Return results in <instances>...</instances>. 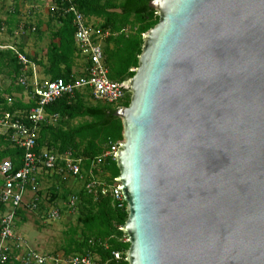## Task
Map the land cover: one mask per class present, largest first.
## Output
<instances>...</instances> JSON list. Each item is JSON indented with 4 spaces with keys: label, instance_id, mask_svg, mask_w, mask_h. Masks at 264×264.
I'll return each mask as SVG.
<instances>
[{
    "label": "water",
    "instance_id": "1",
    "mask_svg": "<svg viewBox=\"0 0 264 264\" xmlns=\"http://www.w3.org/2000/svg\"><path fill=\"white\" fill-rule=\"evenodd\" d=\"M115 154L128 264H264V0H151Z\"/></svg>",
    "mask_w": 264,
    "mask_h": 264
},
{
    "label": "trees",
    "instance_id": "2",
    "mask_svg": "<svg viewBox=\"0 0 264 264\" xmlns=\"http://www.w3.org/2000/svg\"><path fill=\"white\" fill-rule=\"evenodd\" d=\"M150 1L77 0L80 12L86 18H96L98 22L93 26L100 32L107 33L101 44L104 65L111 81L122 83L134 75L131 69L137 67L142 35L158 22V15L148 6ZM52 3L54 7L49 11L48 21H56L59 27L52 33L50 43L42 51L46 61L43 66L44 75L49 81L62 78L67 82L74 77L71 67L74 54H78L74 42V28L71 17L56 9L59 7V0H52ZM11 21L10 18L0 20V33L5 25L6 31L12 35L14 27H10ZM8 46L13 47L14 50ZM16 52L23 54L22 50L0 42V75L10 80L9 86L3 91L0 90V119L5 114L22 119L36 105L32 86L28 83L33 76L32 69L28 67L25 69L19 62ZM23 55L29 61L28 56ZM21 76L27 78V87L19 85L18 79ZM2 93H6L9 97H3ZM14 93L19 97L14 98L12 96ZM24 94L27 100L23 99ZM91 99L94 100L91 91L86 88L75 92L73 96H62L46 106V117L39 124L37 132L36 151L46 149L60 155L71 151L74 157L83 159V165L87 169L90 162L106 150L109 142H122V122L120 118L114 116V112L119 106H128L130 94L127 93L125 99L115 106L96 100L91 103ZM22 121L26 122L24 119ZM23 153L22 149L12 144L9 132L0 135V161L8 159L14 171H17L22 167ZM101 170L102 177L109 185L116 184L115 179L119 171L115 161L106 160ZM53 175L58 180L62 177L56 173ZM71 196L77 199L75 213L78 214L80 239L76 238L77 229L70 230L63 249V259L68 260L77 254H87L100 264H128L124 260L113 261L111 255L112 251L126 253L130 246L129 243L119 240L123 235L120 228L128 217L126 204L121 208L118 207L108 193L93 200L83 187L77 193L64 191L60 198L67 201ZM57 198V187H55L51 191L49 200L53 201ZM37 203L38 211H42L43 206L39 199ZM3 210L4 207L0 204V212ZM20 212L18 211L17 216Z\"/></svg>",
    "mask_w": 264,
    "mask_h": 264
},
{
    "label": "built area",
    "instance_id": "3",
    "mask_svg": "<svg viewBox=\"0 0 264 264\" xmlns=\"http://www.w3.org/2000/svg\"><path fill=\"white\" fill-rule=\"evenodd\" d=\"M59 2V7L56 9L71 17L75 46L79 56L85 60L86 67L82 76H74L67 82L62 78L41 82L33 73L28 83L32 86V95L36 100V105L22 119L7 114L0 119V126L5 129V132H9L12 144L24 152L22 167L17 171H14L13 165L8 159L0 161V204L4 207L0 215V264H100L87 254H77L68 260L63 257L42 255L31 249L26 240L15 234L14 228L18 211H38L37 190L39 183L35 176L40 172L70 176L82 182L84 191L93 200L108 193L118 207L121 208L126 204L116 179V184L109 185L102 182L95 174V171L100 170L99 167L106 160L115 161V154L119 150L121 142H109L106 150L92 160L87 169L83 165V159L74 157L71 151L60 155L51 150L44 149L37 152L35 149L39 124L46 117L45 107L57 99L65 95L73 96L75 92L89 88L94 100L115 106L122 102L128 93L121 83L111 81L108 77L101 44V40L107 36V33L100 32L88 22L78 9L77 0H59ZM8 48L14 50L13 47L8 46ZM16 54L19 62L26 69L28 67L27 58L21 53L16 52ZM134 70L131 69L133 72ZM18 83L27 87V78L21 76ZM23 119L26 122H23ZM99 172L103 173L102 170ZM29 190L33 193L30 201L27 200ZM76 201V197L71 196L63 204V207L68 212L75 213ZM126 210L128 211L127 204ZM61 214L62 208L59 204L42 210V218L47 220H56ZM119 240L129 243V239L124 233ZM111 255L115 262L126 261L125 252L112 251Z\"/></svg>",
    "mask_w": 264,
    "mask_h": 264
},
{
    "label": "rangeland",
    "instance_id": "4",
    "mask_svg": "<svg viewBox=\"0 0 264 264\" xmlns=\"http://www.w3.org/2000/svg\"><path fill=\"white\" fill-rule=\"evenodd\" d=\"M8 1V0H7ZM31 1H37V0H31ZM10 4L9 8H12L15 4L20 3V0L17 1H8ZM40 5V3H38ZM42 6L43 12L45 11V8L47 4ZM5 10H7V7L5 9H1L0 15L2 17L5 16ZM10 13H13L12 9L10 10ZM98 21V20H97ZM96 21V22H97ZM92 25H96L97 23H92ZM22 26V24H20ZM20 27V26H19ZM16 28L15 31H13L12 36L9 35V32L6 31V28H3L0 33V42L4 45H14L16 47L18 39H20L24 34L27 33V30L21 31L22 29ZM97 29V28H96ZM33 32V31H32ZM10 84V80L7 79L5 76L0 75V90L3 91L6 89ZM3 97L7 98L6 93H2ZM14 98H18L19 95L14 93L12 95ZM24 100H27L26 94H24ZM91 103H94V100L91 99ZM5 132V129L0 126V135ZM101 170V167H99ZM100 170H96L95 174H97V177L106 184H109L108 181H106L103 177ZM97 172V173H96ZM42 178L40 179V184H38V190L40 194V199L42 200V203L44 207H53L57 204H59L60 208H62V214L61 216L56 220H47L46 218H42V212L40 211H34V213L27 212L26 216L22 215V217H25L27 220V224L21 223L19 221L21 220V216L16 220V225L14 228L16 235H24L27 239L26 243L28 246L35 248L40 254H46L54 257H62L63 255V249L66 245L67 238L69 237L70 230L77 229V236L76 238L80 239L79 235V223L77 221L78 214L77 213H71L68 212L64 207L63 204L66 203L65 200L61 199V194L64 191H70L71 193H77L80 189H82V182L78 180H71L69 177L66 179L60 178L59 180L54 177V175L50 172L43 173ZM64 177V176H62ZM88 178V176H87ZM57 187V200H49L51 196V191ZM20 237V236H19ZM121 237V236H120ZM120 239V238H119ZM52 254V255H51ZM62 254V255H61Z\"/></svg>",
    "mask_w": 264,
    "mask_h": 264
},
{
    "label": "crops",
    "instance_id": "5",
    "mask_svg": "<svg viewBox=\"0 0 264 264\" xmlns=\"http://www.w3.org/2000/svg\"><path fill=\"white\" fill-rule=\"evenodd\" d=\"M38 3H40V5ZM43 3L45 5L47 4L44 12L42 10V6H44ZM9 6L10 4L8 3L7 0H0V11L1 9H5L7 7V10H5L6 17L4 18L0 15V20H6V19L9 20L10 18L12 20L10 22V27H14L12 28L13 31H15L16 28H18L19 26H20L19 29H22L21 31H23V29L27 30V33L24 34V36H22L16 42L17 43L16 47L14 45L12 46H14L16 49L22 50L23 54L28 56L29 58L28 68L32 69V73L36 75L39 81L41 82L49 81L48 77L44 75L43 66L45 65L46 61H45V57L42 56V51L45 50L48 44L50 43L52 33L56 30V28L59 27V23H57L56 21H51V22L48 21L49 11H51L52 8L54 7L52 0H37L36 2L31 1V0H20V3L15 4L12 8H9ZM11 9L12 11H14L13 13H10ZM87 20L89 23H91L90 21H92V23L98 22L97 19L94 17L87 18ZM20 24H22V26ZM4 27L7 28V26L5 25ZM39 28H40V32L37 33V30H39ZM55 42H57V39H55ZM85 67H86L85 60L81 56H79L77 53H75L72 67H71V73H73L75 77L82 76ZM43 173H47V172H40L39 174L35 176V179L37 180L39 184H40V179L42 178L41 176ZM68 177L73 181L75 180L74 178L70 176H64L61 178L66 179ZM37 195L39 196V199H40L41 196L39 192L37 193ZM32 196H33V193L29 190L27 193V200L30 201ZM40 203H42L41 199H40ZM42 206H43L42 210L46 208L44 207L43 203H42ZM26 211L29 212L28 210H21V212L18 215V218L21 216V220H23L19 222L24 223V224H27L26 223L27 220L25 219V217H22V215L26 216L27 214ZM1 213L2 212H0V215ZM29 213L32 214L34 213V211H30ZM17 236L24 237L25 239H27L22 234L21 235L18 234ZM30 248L37 251L35 248H32V247Z\"/></svg>",
    "mask_w": 264,
    "mask_h": 264
}]
</instances>
